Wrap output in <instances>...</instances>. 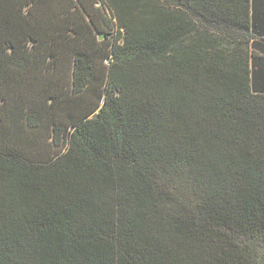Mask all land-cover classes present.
Returning a JSON list of instances; mask_svg holds the SVG:
<instances>
[{
    "label": "trees",
    "instance_id": "trees-1",
    "mask_svg": "<svg viewBox=\"0 0 264 264\" xmlns=\"http://www.w3.org/2000/svg\"><path fill=\"white\" fill-rule=\"evenodd\" d=\"M104 40L100 105L32 110L25 73L68 53L78 96ZM0 264H264V0H0Z\"/></svg>",
    "mask_w": 264,
    "mask_h": 264
},
{
    "label": "rangeland",
    "instance_id": "rangeland-1",
    "mask_svg": "<svg viewBox=\"0 0 264 264\" xmlns=\"http://www.w3.org/2000/svg\"><path fill=\"white\" fill-rule=\"evenodd\" d=\"M98 4L99 3H97V5ZM103 11L107 17H110V11L108 8L103 7ZM229 32L237 34V32L234 30H230ZM238 36H240L239 32ZM110 44V41L104 40L102 46L105 48H96V52L93 57L95 65L93 71L97 82L95 81L90 84L87 89L78 96L72 94L70 89L72 62L68 53H63L61 56H59L56 65L53 67V70L50 71V73H47L45 76H39V78H35L33 73L34 71L25 73L24 83L21 85L19 92H22L23 95H26L29 99H32L30 100L31 102L28 101L27 104L32 107V110L39 111L41 116H52L56 119V121L59 120L61 123L63 122L69 125L71 122L82 116L88 109L102 103V97L104 93L103 88L107 73V66L103 62L102 58L104 49L108 48ZM53 94H56V99L50 102L47 96ZM19 124L20 125H18V128L21 129V126L23 127V125L21 123ZM16 130H14V134L16 136L11 138L9 141V145L6 149L7 152L12 151L15 153L24 149L27 150L28 153H34L42 148L51 147L50 143L45 144L40 142L39 138L37 139L38 142L36 144L27 143L22 145L18 141ZM40 135L43 136V133H40ZM47 142H49V140H47Z\"/></svg>",
    "mask_w": 264,
    "mask_h": 264
},
{
    "label": "crops",
    "instance_id": "crops-1",
    "mask_svg": "<svg viewBox=\"0 0 264 264\" xmlns=\"http://www.w3.org/2000/svg\"><path fill=\"white\" fill-rule=\"evenodd\" d=\"M37 124H38L37 130H34V131H36V134L38 135V137L40 139H43V137L44 138H46V137L48 138L47 133L49 132L50 129H48L47 131H44L42 129V126L44 125V122L40 125V123L37 121ZM40 133H43V136H41ZM47 152L48 151H46L44 149H40V150H38V151H36L34 153H29V154H30V156L41 158L42 156H45L47 154Z\"/></svg>",
    "mask_w": 264,
    "mask_h": 264
}]
</instances>
